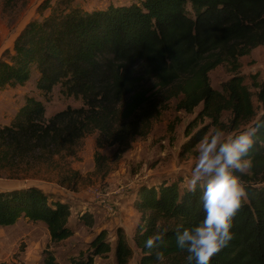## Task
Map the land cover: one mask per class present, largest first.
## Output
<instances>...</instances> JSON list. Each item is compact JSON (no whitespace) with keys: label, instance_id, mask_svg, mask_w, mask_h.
Masks as SVG:
<instances>
[{"label":"trees","instance_id":"trees-1","mask_svg":"<svg viewBox=\"0 0 264 264\" xmlns=\"http://www.w3.org/2000/svg\"><path fill=\"white\" fill-rule=\"evenodd\" d=\"M37 13L17 33L11 49L1 52L0 89L21 86L35 73L44 95L59 85L63 96L82 104L46 117L41 101L26 98L9 123L0 126V170L15 178L31 167L30 154H53L93 130L107 145L124 144L145 133L154 109L170 98L177 99V110L188 113L201 105L196 118H207L213 127L224 129L223 111L230 114L232 131L259 118L248 153L250 167L238 174L245 196L232 218L233 238L209 264H264V80L255 84L263 107L256 117L243 76L233 74L219 90L208 77L223 63L236 72L240 56L264 45V0H127L89 10L75 0H42ZM206 131V126L195 131L186 148ZM180 183L140 184L134 192L133 206L140 215L132 235L140 252L137 264H189L187 253L176 246L175 229L196 221L203 211L200 190L190 192ZM69 216L66 202L36 185L0 190V226L21 217L40 221L50 240L58 242L72 235ZM82 218L90 224L88 215ZM155 233H162L163 243L145 248V239ZM110 251L101 231L90 241L86 258L74 264H93L95 256ZM131 255L119 231L115 264H128ZM43 264H59L49 249Z\"/></svg>","mask_w":264,"mask_h":264},{"label":"rangeland","instance_id":"rangeland-1","mask_svg":"<svg viewBox=\"0 0 264 264\" xmlns=\"http://www.w3.org/2000/svg\"><path fill=\"white\" fill-rule=\"evenodd\" d=\"M41 1L0 0V55L4 49H11L14 38L27 21L39 17L37 7ZM125 1L75 0L86 10ZM47 13L48 10L43 15ZM238 60L240 67L236 72L224 63L210 70L209 82L219 90L221 82L233 74L243 76L253 93L257 117L263 111L256 99L255 84L264 80V45L252 48ZM36 77L33 73L21 86L0 89V126L9 123L28 97L44 104L46 117L66 106H81L79 99L63 96L59 85L44 95L36 87ZM151 93L156 96L155 89ZM176 100L170 98L159 109L155 108L147 131L133 135L124 144L107 145L98 131L93 130L53 154L45 152L42 158H35L36 153L30 154L27 160L31 161V167H24L15 178H8V170H0V190L36 185L54 199L66 202L70 207L68 226L72 230L68 238L53 242L40 221L21 217L12 225L0 226V261L43 264L44 252L49 249L59 264H74L86 258L90 241L103 231L111 251L105 257L95 256L93 264H115L113 248L117 233L122 231L132 249L128 264H137L140 252L132 235L140 215L133 206L134 192L140 184L157 185L172 180L187 187L197 144L186 148L191 142L190 136L205 126L206 133L213 127L207 118H196L201 105L188 113L175 108ZM229 118V112L223 111L220 120L225 134L249 126L248 122L232 131L228 126ZM84 214L91 218L90 224L82 218Z\"/></svg>","mask_w":264,"mask_h":264},{"label":"clouds","instance_id":"clouds-1","mask_svg":"<svg viewBox=\"0 0 264 264\" xmlns=\"http://www.w3.org/2000/svg\"><path fill=\"white\" fill-rule=\"evenodd\" d=\"M259 118L239 132L225 134L212 127L194 146L196 159L190 169L187 189L200 190L203 215L194 222L178 224L175 241L187 253L189 264H209L214 254L233 238L232 218L241 206L245 190L239 173L250 167L249 150L254 144ZM163 243L162 233L148 236L144 247Z\"/></svg>","mask_w":264,"mask_h":264}]
</instances>
